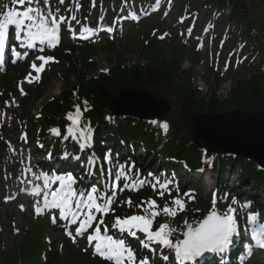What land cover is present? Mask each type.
<instances>
[{
	"label": "trees",
	"instance_id": "16d2710c",
	"mask_svg": "<svg viewBox=\"0 0 264 264\" xmlns=\"http://www.w3.org/2000/svg\"><path fill=\"white\" fill-rule=\"evenodd\" d=\"M264 5V0H259ZM220 5H233L234 18L244 29V33L248 35V31L252 27L258 26L261 36H264V18L257 17L256 20L251 18V8L243 7V3L239 0H216ZM242 12V13H241ZM146 45H138L127 51H119L114 48V44L108 43L106 51L112 53L115 59H109L110 77L101 75L97 80H91L86 83L82 77L91 74L95 70V63L88 62L87 59L97 54V50L90 46L78 48L81 53L80 69L75 70L77 66L72 65V69L67 73L66 79L73 76L80 82L81 94L90 97V102L95 108L89 112L91 116H98L101 107L111 110L110 104L114 95L123 88L148 89L152 92L164 95L173 99L180 109V115L176 123V133L171 131V139L169 144L165 146L164 154H168L177 158H186L195 161L197 157V148L193 143V137L189 130V117L192 113L198 111H208L209 113L223 112L230 108L243 109L245 111H264V69L239 71L235 75L229 76L231 81L229 91H226L224 99L216 97L218 86L213 89L211 83L218 82V76L210 78L209 75H200L208 85L209 92L202 93L193 87V78L196 77L195 66L196 59L193 56H186L183 47L180 44L172 43L170 49L166 42L158 41L156 37L148 38ZM63 46L70 47L68 43ZM264 62V45L260 44ZM117 51V52H116ZM133 55L135 59L129 62L124 60L128 56ZM74 61L77 62L75 56ZM88 57V58H87ZM85 58H87L85 60ZM185 59L191 64L187 69H181V65ZM75 70V71H73ZM45 107L46 111H58L64 108V104H59L56 99L49 102ZM137 127L140 128L141 122ZM141 132H137V137ZM152 141L148 148L151 147ZM1 146V144H0ZM148 156H150L148 154ZM229 166L235 169L237 163L232 158L229 159ZM243 168L242 180L256 179L257 182L264 183V178L257 174L256 169L249 164H245ZM255 170V171H254ZM46 225L40 230H44ZM1 243V241H0ZM40 245L38 244L37 248ZM34 252V254L37 252ZM33 254V255H34ZM32 256H24L19 253V249L2 250L0 247V264H21L23 261ZM22 259L20 263L17 259ZM54 260V259H53ZM51 260V261H53ZM48 264H51L52 262Z\"/></svg>",
	"mask_w": 264,
	"mask_h": 264
},
{
	"label": "snow or ice",
	"instance_id": "6c2138e0",
	"mask_svg": "<svg viewBox=\"0 0 264 264\" xmlns=\"http://www.w3.org/2000/svg\"><path fill=\"white\" fill-rule=\"evenodd\" d=\"M45 2V0H42ZM64 0H60L63 3ZM13 4L28 5L23 11L16 10L15 8L8 10H0L2 19H0V53L4 51L6 43L9 37V26H15V35L17 40L27 41L29 47H34L33 41L39 40L41 43L47 42L49 46H52L57 40V29L60 20L53 15L50 11H42L40 7H33V0H12ZM75 19V17H73ZM27 22V23H26ZM35 29V30H34ZM26 32V36L21 38V33ZM19 55V53H16ZM39 60L49 61L54 60L52 57H38ZM44 64H40L39 67L35 63L31 65L37 73L43 68ZM77 114H80V108L77 106ZM69 119H73L70 115ZM73 123H77L73 120ZM73 132L72 128H69V133ZM58 134V133H57ZM124 175L123 172L119 176ZM119 176L117 178H119ZM54 180L60 182V186L55 190H51V185L48 180L47 174H45L44 189L38 188L33 191L40 195L43 191V207L39 204L36 207V211L39 213L45 209H57L59 211V217L69 220L71 224H77L75 232L77 235L84 234L88 229L93 228V222L97 221L96 213L105 214L108 213L110 205L113 204L111 198L104 200L102 193L95 187L91 192L85 194L82 191H77L73 184L75 183L72 175L66 177L56 176ZM145 181H140L143 185ZM156 185H153L155 188ZM162 187H164L162 185ZM160 196L164 193L160 192ZM49 196L51 197L49 199ZM86 196V199L83 197ZM103 201V202H99ZM173 202L180 206L179 210H183V202L179 198H174ZM128 203L131 204L129 198ZM143 203L141 207H143ZM150 207H154L156 202H147ZM21 208L23 206L21 205ZM165 214L175 216L176 212L170 210L167 206L163 209ZM234 209L229 208L227 213L217 214L216 211H211L205 219L198 222V226L193 227L187 225V230L184 233L185 238L183 240H177L173 242L171 234L175 230L170 227L169 224H161L159 229L153 232L151 225L154 222V217L159 215L156 211H151V215H132L126 218L115 217V221L112 224L113 228L119 230L120 233H127L132 237H136L138 232L145 234L146 241L155 242L163 245L171 250H174L177 260L184 261L192 260L195 257L201 256L204 252H223L233 242L232 237L237 232V222L234 216ZM81 214L83 219L80 218ZM248 220L250 224L257 222L256 214H249ZM104 225V220L101 218L95 223V227L91 234L87 235V240L91 244L93 241L94 251L104 259L111 262V264H149L145 259L137 261L135 250L126 242L123 238H114L113 235L107 234V228L104 229V233L101 232V226ZM264 223L260 228L253 227L251 231L252 240L260 247H264ZM69 236H73L71 231H68ZM75 236L73 239L75 240ZM149 243L141 241L143 247L147 248ZM248 252H251L250 245H246ZM167 259V257H165Z\"/></svg>",
	"mask_w": 264,
	"mask_h": 264
},
{
	"label": "water",
	"instance_id": "95a60500",
	"mask_svg": "<svg viewBox=\"0 0 264 264\" xmlns=\"http://www.w3.org/2000/svg\"><path fill=\"white\" fill-rule=\"evenodd\" d=\"M128 98L135 101L162 102L150 93L123 90L119 95L120 103L115 105L117 113H124L123 102ZM167 108L165 105L163 111L132 112L142 117L163 116ZM130 109V106L127 107L126 113ZM191 130L198 146H206L210 151L253 158L264 167V113L247 114L240 110H229L219 115L195 114L191 117Z\"/></svg>",
	"mask_w": 264,
	"mask_h": 264
},
{
	"label": "rangeland",
	"instance_id": "374dc122",
	"mask_svg": "<svg viewBox=\"0 0 264 264\" xmlns=\"http://www.w3.org/2000/svg\"><path fill=\"white\" fill-rule=\"evenodd\" d=\"M90 13L91 12L89 11V14ZM225 22H226V19H224L222 23L224 24ZM178 35L180 36L179 33H178ZM124 37H125V35H124ZM124 37L122 39H124ZM178 39L180 40L179 37H178ZM181 39H182V37H181ZM202 56H203L204 61H206V63H207V53L206 54L204 53ZM95 60L97 61L96 65H97L98 71L99 70H105L108 67V64L105 62L103 54H100L99 56H97L95 58ZM124 60L131 61V59H127V58L124 59ZM207 65H208V63H207ZM183 66L184 67L188 66V63L185 62L183 64ZM200 71H201V68L197 67V72H200ZM195 85L198 88H200L202 92H206V88L207 87L202 82V80L196 79ZM61 88H62V82L61 81H59V80L53 81V83H52L51 87L49 88V90L44 94V96L41 98V100H39L37 102V105L34 108V111H36L39 108L40 104H42L47 98H49L51 96H54V95H57ZM227 88H228V82H222L220 84L219 94L223 95L224 91L227 90ZM14 112H16V111H14ZM35 113H33V115ZM4 118H5L4 122L8 126V128L5 129V131H6L7 135H8V137H7L8 141L11 143L12 147H14V152H13L14 153L13 154L14 157L12 158V160L16 161V162H22V163L25 164V160L21 159V157H20V150H21V148L24 147L25 148L24 155H28L30 153V148L28 146L25 147V142H23V140L21 142L18 141L19 130H18L16 121L13 119L12 115H10L9 112H6L4 114ZM11 176L12 177L11 178L9 177L7 182H5V184H4L6 188H8L7 184H9L11 186L16 184L15 179L17 178V175L16 174H12ZM4 185H3V190H5ZM2 191L0 192V194L2 193ZM256 191H258V190H256ZM258 194H261L260 191H258ZM263 198H264V196H263ZM16 206H18V205H16ZM7 208H8V210H10L12 212L13 215H15L14 220H15L16 224L20 228V221L22 219L21 212L26 214V215H28V213H25V211L18 212L17 208L12 206V205L8 206ZM246 226H248V224H246ZM247 264H264V253H262V252L256 253L255 256Z\"/></svg>",
	"mask_w": 264,
	"mask_h": 264
},
{
	"label": "bare ground",
	"instance_id": "6f19581e",
	"mask_svg": "<svg viewBox=\"0 0 264 264\" xmlns=\"http://www.w3.org/2000/svg\"><path fill=\"white\" fill-rule=\"evenodd\" d=\"M129 1H131V2H133V1H135V0H127V2H129ZM136 1H142V0H136ZM24 9L23 8H21V11H23ZM92 167V166H91ZM91 167H89V168H91ZM188 263H190V261L188 262ZM230 264H232V260L230 261Z\"/></svg>",
	"mask_w": 264,
	"mask_h": 264
}]
</instances>
